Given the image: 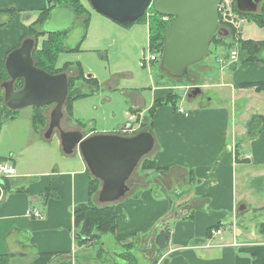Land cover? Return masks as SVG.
I'll list each match as a JSON object with an SVG mask.
<instances>
[{"label":"crops","instance_id":"obj_1","mask_svg":"<svg viewBox=\"0 0 264 264\" xmlns=\"http://www.w3.org/2000/svg\"><path fill=\"white\" fill-rule=\"evenodd\" d=\"M54 2L0 0L6 21L0 27L1 61L21 46L27 39L23 38L25 28ZM79 20L65 36L66 52L81 48L85 25ZM102 20L112 29L108 19ZM215 63L216 70L199 63L197 71L187 76L201 89V94L191 99L177 90L180 85L166 87L157 78L142 89L122 87L116 79L130 76L123 73L115 80H97L98 86L105 83L108 88L96 98L93 93L99 91L98 86L90 93L83 91L87 95L83 98L91 96L89 99L78 98L67 110L64 106L62 120L70 123L64 132L80 131L85 137L116 135L126 126L123 112H131L136 128H140L135 135L143 131L152 134L155 146L148 155L160 170L145 171L138 182L128 184L127 193L115 203L117 229L103 237L105 241L101 238L111 254L108 260L95 261L93 246L78 248L73 237L74 210L89 201L93 178L80 151L65 155L61 149L58 161L39 177L19 175L11 166L16 175L3 178V186L7 181L9 189L3 187L0 196L1 264H33L40 255L62 253L70 254L73 264H129L117 254L129 242L135 244L133 253L141 264H264V132L251 136L247 126L254 117L264 116V90L257 89V84L264 82V62L231 67ZM206 89L213 91L204 94ZM223 89H230L232 101L241 103L239 114L236 104L231 111L215 106L221 104L218 99L224 95ZM117 94L121 107L102 112L103 126L99 127L100 120L91 116L99 113L100 107L110 106ZM169 94L182 96L178 107L184 100L190 104L188 108L181 106L186 115L175 113L170 104L155 107L156 101ZM85 107L93 112L90 116L83 114ZM81 121L90 128L85 130ZM22 178H29V182L11 189L10 180L19 183ZM48 188L58 197L45 198ZM96 196L94 203H98ZM33 209L42 212V217H30ZM164 221L172 237L169 247L160 249L157 236ZM216 229L222 231L221 236L213 234Z\"/></svg>","mask_w":264,"mask_h":264},{"label":"water","instance_id":"obj_2","mask_svg":"<svg viewBox=\"0 0 264 264\" xmlns=\"http://www.w3.org/2000/svg\"><path fill=\"white\" fill-rule=\"evenodd\" d=\"M93 10L119 25L139 21L148 8L162 17L174 21L165 31V45L161 60L162 71L176 80L189 75L194 64L201 63L210 53L214 36L228 37L220 27L219 5L221 0H88ZM259 0H236V9L242 14H255ZM79 19L75 10L67 5L54 8L47 21L40 27L43 34H60L70 31ZM34 39H25L5 61L9 80L1 84L3 104L11 111L26 107L53 105L45 137L50 139L54 130L61 134L60 142L65 155L77 149L88 171L101 184L97 193L99 205L119 202L128 191V181L141 161L153 150L155 143L149 131L131 137L120 134H98L85 137L80 131H62L64 106L69 97V77L66 72L48 74L35 67L32 54ZM23 81V88L16 91L15 84ZM201 94L195 87L189 99ZM2 108L0 106V124ZM3 184L0 182V196Z\"/></svg>","mask_w":264,"mask_h":264},{"label":"rangeland","instance_id":"obj_3","mask_svg":"<svg viewBox=\"0 0 264 264\" xmlns=\"http://www.w3.org/2000/svg\"><path fill=\"white\" fill-rule=\"evenodd\" d=\"M57 1V0H55ZM85 9L89 12L90 20L87 28H85V31L82 33L80 37V41L82 42L80 50H77L75 52H66L62 50V52H59L57 54L56 59V67L62 68L63 66H66L68 63L71 64L69 67H67L66 73H68L69 78H74V80L81 74V79H77L76 81H73L74 83L69 86V93L72 91H77L79 89L80 91H85L90 93V89H93L94 87L98 86V83L96 85L95 81H89L86 77L92 76L96 81L102 82V80L109 79V80H115L117 76L123 73H129L130 76L128 78L126 77H118L116 80L117 84H120L122 87L126 88H137L142 89V87H146L150 85V80L154 82V80L157 78L160 83L165 84L167 87L170 84H176L180 85L177 90L180 92L185 93L184 87L190 85L193 86L192 83L189 82L188 77L184 79H180L177 81H173L171 77L166 75L162 69H161V57L153 62L152 67L149 68V66H141L143 64L144 60L148 57V47H149V28H152V35L153 37L160 36L159 38H162L163 31L165 30L166 25L170 27L171 23L174 21V18H159L155 14H153V6L147 9L145 12V15L140 19L139 21L131 24L126 25H119L115 22L110 21L112 26V29L108 26H105L103 22H100L101 19H107L106 17L99 15L96 13L93 8L91 7L88 0H80ZM55 4V2L53 3ZM264 6V0H259L258 3V10L257 14L261 13V8ZM230 11L227 12V16L224 17L223 24H226L227 30H229V35L227 38H225L226 42L232 44L226 45V44H220L216 42H212L209 46L210 53L200 64H208L212 68H217V63H221L223 66H228L232 62H235L238 60V49L237 45L240 42H243V40H253V41H264V28H261L256 22H253V16L252 15H246L244 13H240L238 10H235V4L229 5ZM256 13V12H255ZM39 15V14H38ZM37 15V17H39ZM223 16V15H222ZM221 16V19H222ZM248 16V17H247ZM100 18V19H99ZM80 19V18H79ZM77 20L74 24L73 28H76L79 24L80 20ZM99 19V20H97ZM38 19H35V22H37ZM230 20H233L234 23H239L238 27H235L233 23H230ZM83 21V19H82ZM103 21V20H102ZM113 23V24H112ZM35 24L34 31L40 32L39 28L40 25ZM32 24V25H33ZM148 25V27H147ZM68 34V33H67ZM165 35V33H164ZM27 36H30L29 38L34 39L36 43V48L41 47V43L44 39L43 37H38L37 35H31V32ZM24 36V37H25ZM65 36L62 37V42L65 41ZM219 36V35H217ZM216 36V37H217ZM83 40V41H82ZM79 41V42H80ZM250 43H246V45H249ZM65 45V43H64ZM229 46V47H227ZM161 54V53H160ZM56 56V54H55ZM260 58L264 59V53L262 55H259ZM234 60H232V58ZM200 64H194L189 69V75L190 73L196 72L197 68ZM80 65V68H79ZM55 66H49L47 67L51 71H55ZM71 68V69H70ZM83 74H82V73ZM232 74V71H231ZM86 77H85V76ZM8 76V75H7ZM121 78V79H119ZM199 78V77H198ZM154 79V80H153ZM9 80V77L5 80L7 82ZM129 80V82H128ZM97 81V82H98ZM152 82V83H153ZM4 83V82H3ZM2 83V84H3ZM20 83V82H19ZM17 86H20L18 83H16L15 89ZM99 91L94 92L95 98L100 94V91H107L108 86L105 85V83H100ZM222 90V89H220ZM225 93L224 95L219 97L220 106L215 105L218 108H223L226 110L231 111L233 108V104L237 106V113L238 108L241 106V103L232 101L231 99V90L230 89H223ZM147 91H149V87H147ZM213 90L209 91V89L203 90L202 92L204 94H207L208 92H212ZM219 90H217L218 92ZM91 95V94H90ZM216 92L214 91V97H216ZM0 97L4 98V91L1 89L0 84ZM91 97V96H90ZM90 97L83 98V100L89 99ZM120 95H116L113 98V101L110 106H105L103 109L99 110V113H94L90 119L94 120H100L99 127L103 126L102 120L100 115L102 112L107 111L110 113L112 108H119L121 107L120 103ZM217 103L218 101H214ZM3 103V101H2ZM67 103V102H66ZM182 105L185 108L189 107V103L184 100L182 102ZM181 105V106H182ZM4 106V104H3ZM66 106V105H65ZM170 106V105H169ZM180 106V107H181ZM5 107V106H4ZM41 108L39 111V115L37 114V108L36 107H26L17 111H11L9 113L6 109H4V114L1 119L0 124V160L7 161L8 164L11 166H15L17 169V172L19 175H36L39 177L40 173L43 171L48 170L49 166H52L54 164V161H58V155H61V145H60V136L58 130L53 131V135L50 139H47L45 137V132L47 131L49 127V121H47L48 113L52 112L53 105L45 106V107H39ZM69 109L66 107V110ZM109 109H111L109 111ZM83 111V114L87 113V116H90L92 111H88V109L85 107ZM42 116H41V115ZM131 112H123L122 118L126 120V123L123 125H128L130 120ZM39 117V121L37 122L35 117ZM50 117V116H49ZM110 117V116H108ZM9 118V119H8ZM44 119V123H41V120ZM72 119V118H71ZM75 121V120H74ZM109 122V119H108ZM81 123H84L81 121ZM75 126L76 123H73ZM86 123L82 124V127L87 130L90 128V126L84 127ZM121 125V126H123ZM70 123L69 121L62 120L61 123V130L64 131L66 127H69ZM140 128H135V132L131 134H125L123 132V135H126L128 137H131L133 134H135ZM116 133V134H118ZM106 134V133H105ZM104 134V135H105ZM52 156L54 160H52ZM146 158L150 159V156H146L139 166L135 169L136 171L132 175V177L127 182L130 185H133L135 181H139L140 177H143L144 171L142 169L143 162ZM51 163V164H50ZM50 164V165H49ZM19 183H12L10 180V187L11 189H14L16 186L23 184L25 182H29V178H22L21 181H18ZM102 186V185H101ZM101 188V187H100ZM100 190V189H99ZM96 198V197H95ZM110 235V234H109ZM109 235L103 236L107 237ZM102 237V238H103ZM105 241V238H103ZM120 251V249H118ZM141 264V263H140Z\"/></svg>","mask_w":264,"mask_h":264},{"label":"trees","instance_id":"obj_4","mask_svg":"<svg viewBox=\"0 0 264 264\" xmlns=\"http://www.w3.org/2000/svg\"><path fill=\"white\" fill-rule=\"evenodd\" d=\"M60 5H67L72 7L77 16L81 19H83L85 28H87L90 20L89 12L80 0H57L55 4H50L39 12V17L36 24L40 25V27L47 21L48 15L50 12L60 6ZM261 13L257 14H246V15H252L253 16V22H256L261 28H264V6L261 8ZM237 10V9H235ZM153 14H155L159 18H163L158 13L154 11V8L152 9ZM9 13V12H6ZM3 12H0V27L4 25L3 21ZM248 17V16H247ZM142 19V18H140ZM139 19V20H140ZM169 25V24H168ZM166 25L168 28L169 26ZM35 24L26 27L25 28V35H27L31 32V35H37L38 37L46 38L42 41L41 47L35 48L32 57L34 59V65L36 68L45 71L48 74H61L65 72L67 67H69L71 64H67L66 66H63L61 69H57L56 67V59L57 54L59 52H62V50L66 51L65 45L62 42V37L66 35L69 31L62 32L60 34L55 33H49V34H43L41 32L34 31ZM150 27V26H149ZM163 31L162 38H159L160 36L153 37L152 28H149V45L151 47L152 52H159L161 55L164 53V45H165V39H164V33L167 30ZM40 29V28H39ZM224 29V28H223ZM228 32L229 30L225 29ZM24 35V36H25ZM30 36H25V38H29ZM225 38L223 36H214L212 39V42H218L220 44H226L229 45L232 44L226 42ZM62 39V40H61ZM246 43H250L249 45H246ZM227 46V47H229ZM238 49V60L231 63L229 67L231 66H238L239 64H244L248 62H264L263 58H260L259 55H262L264 53V41H253V40H243V42H240L237 45ZM76 50H79L77 48ZM56 54V56H55ZM49 66H55V71H51L47 67ZM80 68V65H79ZM81 69V68H80ZM82 73V72H81ZM83 74V73H82ZM85 76V75H84ZM82 75L80 74L75 80L74 78H69L70 86L74 83L73 81H76L77 79H81ZM86 77V76H85ZM8 78L7 71L5 70V60H0V84L5 82V80ZM89 81H95L96 80L92 77H86ZM20 82V83H19ZM20 86L16 87V91L23 88V81L17 82ZM97 85V83H96ZM16 86V84H15ZM257 89L264 90V82L257 84ZM69 97L67 99L66 107L70 108V105L73 103V101L77 100L78 98L86 97L87 95L83 92L77 89V91H72L69 94ZM182 96L179 94H169L167 97H165L163 100L156 101L155 107H158V105H168L170 104L174 110L175 113H179L180 115H185L186 111L184 113H180V107L178 105L180 104L179 101L181 100ZM3 97H0V106L2 108V116L3 117L4 109H6L3 106ZM41 108H37V114L39 115V111ZM9 113L8 109H6ZM41 115V114H40ZM42 116V115H41ZM9 119V118H8ZM36 121L38 122L39 117H35ZM43 120H41V123H44ZM248 129H249V135L256 136L262 132H264V116L254 117L251 121L247 123ZM143 171H154L158 172L160 169H157L156 162L154 160H150L149 158H146L142 165ZM101 183L97 179L91 178L90 181V189H89V201L85 204H82V206H79L76 210H74V224H75V231L73 237H75V242L78 248H83L84 246L91 247L92 249V256L95 261L97 260H108V257L111 253L107 252L102 244L101 238L103 236L114 234V232L117 229V211L115 209L116 204H108L101 206L98 203H94V196L97 195ZM5 190L9 189V183L6 181L5 185L3 186ZM45 198L50 197H58L57 192L54 191L52 188H48L45 193L43 194ZM172 202V201H171ZM161 227H163L159 232L157 236V245L160 249H167L172 237V233H170V228L168 225V222H163L161 224ZM215 228H219V225H216ZM135 244L132 242L125 243L122 245V248L117 253L121 258H124L126 261H128L129 264H140L137 258L134 255ZM3 258L0 257V264L2 263ZM109 262V261H108ZM104 262V263H108ZM111 263V262H110ZM33 264H73L71 262V255L70 254H44L40 255Z\"/></svg>","mask_w":264,"mask_h":264},{"label":"built area","instance_id":"obj_5","mask_svg":"<svg viewBox=\"0 0 264 264\" xmlns=\"http://www.w3.org/2000/svg\"><path fill=\"white\" fill-rule=\"evenodd\" d=\"M233 4H235V7H236V0H221V3H220L219 8H218L219 17H220L219 24H220L221 28H224V29L226 28L227 23L223 24V23H225L224 17L227 16V14H225L226 13L225 11L229 12L230 8H228V7H229V5H231V7H232ZM221 16H222V19H221ZM165 18H169V17H165ZM230 23H233V25H235V27H238V24H239V23H234L233 20H230ZM147 53H148V57L143 61L144 63L141 64V66H149V68H151L153 62L157 61L160 57H161V59H159V60H162L163 54L161 55L159 52H154V51L152 52L150 45L148 47ZM231 58H232V60H234L233 57H231ZM194 88H195L194 85L193 86L188 85V86L184 87L183 89L185 90V93L187 95H189L193 92ZM179 112L184 113L185 110L181 107ZM135 119L136 118L134 116H130L131 122L124 127H120L118 129V131H116V132L117 133L123 132L125 134H128V133L131 134V133L135 132V128H136ZM118 134H120L122 136H126V135H123L122 133H118ZM118 134H116V135H118ZM133 135H135V134H133ZM126 137H128V136H126ZM248 158H250L249 155L246 157V159H248ZM14 175H16L15 168L11 167V165L8 164L7 161L0 160V182H2L3 178L9 177V176H14ZM29 216L32 218L38 219V218L42 217V212L38 211L37 209H33L29 212ZM212 231H213V234H215L217 236H221V234H222V231L217 230V229L212 230Z\"/></svg>","mask_w":264,"mask_h":264}]
</instances>
